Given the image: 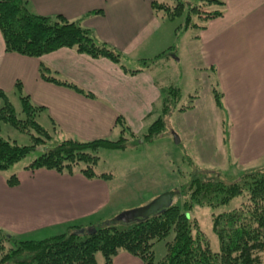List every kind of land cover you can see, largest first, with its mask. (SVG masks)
I'll list each match as a JSON object with an SVG mask.
<instances>
[{
    "label": "crops",
    "instance_id": "0c3cea01",
    "mask_svg": "<svg viewBox=\"0 0 264 264\" xmlns=\"http://www.w3.org/2000/svg\"><path fill=\"white\" fill-rule=\"evenodd\" d=\"M24 1L36 15L81 19L98 39L120 51L125 62L156 58L177 39L175 29L163 27L167 26L165 21L154 15V0ZM95 11L100 14H93ZM196 34L202 70L207 78L211 74L214 88L221 93L222 107L218 108L210 92L208 112L219 121V132L223 130L221 119L228 121L233 158L241 166L254 167L264 160V0H225L223 16L210 20ZM40 65L94 98L42 80ZM16 82L33 105L43 108L39 115L43 127L54 131L59 140L79 141L113 140L120 135L117 117L123 118L128 131L139 136L161 106L160 90L177 88L157 80L150 68L128 75L105 58L94 60L68 49L38 59L6 53L0 33V90L12 104V99L19 103ZM193 97L189 111L201 102L199 95ZM219 144L224 146L225 141L221 139ZM224 162L228 167L227 158ZM25 167L16 172V186H9L0 173V230L5 233L17 240L37 241L62 234L69 226L86 229L112 219L109 179ZM97 262L103 264V259L97 258ZM111 264L143 262L120 252Z\"/></svg>",
    "mask_w": 264,
    "mask_h": 264
},
{
    "label": "trees",
    "instance_id": "16d2710c",
    "mask_svg": "<svg viewBox=\"0 0 264 264\" xmlns=\"http://www.w3.org/2000/svg\"><path fill=\"white\" fill-rule=\"evenodd\" d=\"M151 8L154 15L164 21L173 22L184 17L183 23L175 28L178 38L181 32L195 29L198 33L210 20L222 17L225 0H198L195 4L187 0H154ZM93 14H100V11ZM0 33L6 53L38 59L68 49L94 60L105 58L124 74L134 75L143 70H127L123 54L98 39L91 29L82 25L81 19L69 21L61 15H36L28 10L24 0H0ZM172 48L154 61L167 58ZM38 72L48 83L94 98L44 65L39 66ZM14 89L24 119H19L7 94L0 90V123L29 134L31 144L18 145L0 136V173L41 148L26 165L27 170L78 172L87 178H110L107 173H97L95 165L100 150L125 149L126 132L135 137L122 117L116 120L120 129L117 140H55V133L53 137L37 120L43 108L32 104L20 82L15 83ZM212 93L216 106L221 108V93L215 88ZM160 94L161 114L140 138L143 142L152 141L162 133L164 115L170 114L182 97L180 90L173 86L162 88ZM189 98L192 103L195 97ZM190 105L177 110L184 112L191 108ZM6 182L16 186L17 176L11 175ZM170 189L175 192L172 205L147 219L129 223L114 220L86 229L69 226L62 234L37 241L17 240L0 230V264H97L98 254L103 264H111L120 252L139 258L143 264H264V167L244 169L230 178L216 170H195L186 181ZM236 199L239 200L236 207L216 211ZM198 208L212 209L211 230L218 240V251L211 249L206 234L193 216ZM160 241L165 242V254L156 261L153 246Z\"/></svg>",
    "mask_w": 264,
    "mask_h": 264
},
{
    "label": "rangeland",
    "instance_id": "374dc122",
    "mask_svg": "<svg viewBox=\"0 0 264 264\" xmlns=\"http://www.w3.org/2000/svg\"><path fill=\"white\" fill-rule=\"evenodd\" d=\"M187 1L195 4L198 0ZM183 21L184 17L173 22L165 21L164 25L167 26L163 27H172L174 30ZM168 29L170 30V28ZM196 35L195 29L181 32L179 37L173 41L171 46L173 48L168 52L167 59L162 58L154 61L155 58L151 57L146 60L124 61V65L131 69L150 68L151 74L157 80L165 81L179 88L182 97L176 108L172 109L170 114L164 115V129L152 141L143 142L140 138L161 114V106L155 109L139 136H129L126 132L124 135L126 138L125 149H102L99 151L95 171L110 175L112 221L120 213L144 206L161 193L171 191L170 188L186 181L195 170H216L230 178L244 169L252 168L241 166L239 161L233 158L229 147L228 130L230 127L228 121L225 118L221 119L223 130L219 132V121L208 112L206 99H210L212 90H206V87L213 85L214 88L215 81L210 77V73L207 78L202 70L198 43L194 38ZM196 95L201 97L200 105L195 108L196 110L189 111L192 108L184 112L177 110L185 105H190L189 97ZM11 101H13L19 119H24L21 114L20 102L17 103V99ZM199 107L200 110H197ZM37 120L41 125L44 124L39 117ZM48 131L53 136L54 132L51 129ZM0 136L10 142H16L18 145L28 146L31 144L29 134L21 133L8 124L0 123ZM119 136H115L113 140H117ZM175 136L178 142L175 141ZM54 138L59 140L57 137ZM221 139L225 141L224 146L219 144ZM210 148L214 151H211ZM216 148H218L217 151ZM40 152L41 148H37L2 174L6 178L13 174L17 175L16 172L21 171ZM225 158L228 160V167L224 162ZM253 166L264 167V160ZM238 202V199L232 200L227 206L219 207L216 211L223 212L234 208ZM211 212L212 209L198 208L194 211L193 216L206 234L211 249L218 251V240L211 230ZM153 252L155 260H160L165 254V242H156ZM97 258L101 261L102 256L98 254Z\"/></svg>",
    "mask_w": 264,
    "mask_h": 264
},
{
    "label": "water",
    "instance_id": "95a60500",
    "mask_svg": "<svg viewBox=\"0 0 264 264\" xmlns=\"http://www.w3.org/2000/svg\"><path fill=\"white\" fill-rule=\"evenodd\" d=\"M175 141L178 142L176 136ZM174 195L175 192L173 190L166 191L144 206L120 213L115 220L122 223H129L139 219H147L150 216L169 208L172 205Z\"/></svg>",
    "mask_w": 264,
    "mask_h": 264
}]
</instances>
